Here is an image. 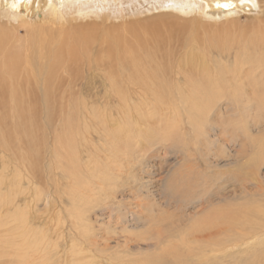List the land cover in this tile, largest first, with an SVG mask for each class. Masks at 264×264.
<instances>
[{"label":"rangeland","instance_id":"374dc122","mask_svg":"<svg viewBox=\"0 0 264 264\" xmlns=\"http://www.w3.org/2000/svg\"><path fill=\"white\" fill-rule=\"evenodd\" d=\"M247 3L232 7V16L218 21L229 22L206 28L207 32L200 31L205 36L206 47L211 44L221 50L213 54L216 51L212 49L208 55V59L216 60L212 63L215 70L225 67L215 73L218 86L224 83L222 87H225L219 92L220 88L211 84V80L206 85L202 83L203 73L195 70L189 82L173 76L172 71L169 80H159L157 85L147 82L134 88L122 83L123 87L115 91L113 87H100L102 81L96 78L98 84L87 86L86 66L90 64L86 61L84 68H80L82 80L73 83L69 79L70 71L61 69L54 72L57 78L49 85L44 77L43 87L33 75L35 69L24 66L30 58L34 67V57L41 48L38 43L34 48L36 53L27 48L29 56L24 57L21 67L26 71L17 74L18 80L8 78L6 84H0V264L24 261L28 264H255L260 261L264 238L258 244L249 235L243 240L246 230L233 226L234 222L243 220L238 219L240 215H246L247 228L251 220L261 217L256 213L264 211V75L261 76L264 15L260 4L253 0ZM159 10L125 18L128 22H138L150 16L172 14L187 22L193 19L188 13L176 14L162 7ZM176 20H156L163 27L169 23L159 30L163 31V37L169 36V43H165L168 45L147 39L153 47L165 46L167 52L174 49L178 56L164 64L170 69V63L182 60L194 50L192 46L180 47L181 36L176 39L173 31L178 33L177 29L183 25ZM208 21L215 22L208 19L203 23L209 25ZM138 26L150 24L142 22L135 27ZM6 28L4 31L11 32L12 38L18 37L20 43L15 44H21L19 52L25 50L27 40L40 37L37 27ZM48 29L46 26L45 30ZM122 29L117 27L115 32L119 34ZM48 34L41 33L46 39L41 55L49 52ZM139 35L152 34L140 31ZM4 45L9 46L4 43L0 47ZM106 47L100 48L104 52ZM201 48L205 49L202 45ZM233 48L240 52L233 55ZM14 49L11 51L15 54ZM223 49L226 54L222 53ZM197 50L196 46V53ZM106 58L102 55L95 59L100 70L107 68H102V62H111ZM234 62L243 66L236 67L242 69L240 74L237 71L240 80L246 71L252 70L241 83L234 79ZM215 105L219 107L217 110ZM204 113L211 115L203 118ZM150 126L158 135L153 134ZM143 137L149 141L156 139L147 153L140 150ZM129 142L134 147L132 158L126 155ZM111 147H115L111 155L116 154L120 161L114 163L106 157ZM104 167L109 169L107 180L101 178V172L106 173ZM216 217L218 226L228 232L218 236L220 240L209 241L204 237L199 240L201 232L206 230L203 229L210 226L208 222Z\"/></svg>","mask_w":264,"mask_h":264},{"label":"bare ground","instance_id":"6f19581e","mask_svg":"<svg viewBox=\"0 0 264 264\" xmlns=\"http://www.w3.org/2000/svg\"><path fill=\"white\" fill-rule=\"evenodd\" d=\"M253 1L257 2L258 4H260L262 6L261 12L264 15V0H253ZM224 4H229L230 6L227 8L222 7L221 5H224ZM246 4H248L247 0H28V2L23 3V5L21 6L20 4L16 3V0H0V46L3 45L4 43H6L7 45L9 44V46H7V48H5V45L0 47V82H1L0 84H2V85H4V83L6 84L5 80H7L8 78H10L11 81L18 80L17 74L24 72L23 70H25L21 67H23V65H24L22 63V61L24 60V57H26V55L29 56L28 49L30 50V52L34 51L35 50L34 48L35 47L37 48V43H38L41 50H43L42 49L43 43L46 39H44L41 36V33L45 31L46 34H47V32H49V34L47 36L49 39L51 38L49 40V41H51V44L47 48V50L49 52L51 51V53H49V52L46 53V51H45L44 52L45 54L41 55L42 51L39 50L38 56L36 55L37 57H34V61H33L35 63L34 67H32V65H31L30 58L28 60L26 59V65L27 66L24 65L25 67H28V69H29V67H30V69H33V68L35 69L33 75H35V78L39 81V85H41V86L45 85V82H46V85H49L51 80H55L57 78V75H55L54 72L55 71L59 72L61 69L68 70L66 72L70 71L71 74L69 76V79L73 80V83H74V80H79V79L82 80L83 78L80 75V68H84V65H86V63L85 64H83V63L86 61L87 64L88 63L90 64V66H86L88 68L87 70L89 73L88 74V82L89 83L86 84L87 86L93 85V84H98L99 81L97 83L96 78L97 79L99 78L102 81L99 84V85H102L100 87H106V86H109L110 88L113 87L115 91H118V88L120 89V86L123 85L122 83H124L125 86H131L134 88H136V86H139V84H141L140 86L142 87L143 84L147 83V82H149V83L152 82L153 84L157 85V81H159V80H161V81L162 80H169V72L171 73L172 71H174V73H175L173 76L178 75V76H181L182 78H184V81H186V80L188 81V78H189V81H192L193 78H191V77L195 76L192 71L195 70L197 73H200V72L203 73V74H200L201 75L200 81L202 83H204L206 85L208 80H211V82H212L211 84L215 83L214 85H217L216 87L220 88V89H218V92H219L223 88L222 86L224 83L220 84V86H218L217 78H215V73L219 69L221 71L224 70L225 67H221V68L215 70L212 67V63L216 60H213L212 58L210 59V57L208 59V55H211L210 52L212 51V49L214 51H216L213 54H217V52L221 53V50H219V48H217L215 46H212L211 44L207 45V47H206L205 36H202L200 31L202 30L201 32H207L208 28H212V27L214 28V26L216 27L219 24L229 22V21H225V22L218 23L219 20H221V19L227 20L228 18H230L232 16V12H231L232 7H234L236 5L242 6V5H246ZM161 7H162V9H164V11H171L172 13L176 12V14L177 13L183 14V15L191 14V15H193V17H192L193 19L192 20L186 19V20H188V22H187L181 18H177L175 15H172V14H161V15L159 14L160 16H158L156 18H152L151 16L149 18H146V19L143 18L142 20L139 18L140 20L138 22L126 21L127 18H125V17H127V16L139 17V16H141V12L148 13L147 11H149L151 14V13L160 11L159 9H161ZM156 9H158V10H156ZM236 11L238 12L239 10L237 9ZM186 13H188V14H186ZM160 18L161 19L162 18L163 19L168 18L171 20L177 19L176 21H179L180 24L183 26L177 29V31L180 30L178 33H176V31H173V33H174V35H176V39L177 38L179 39L181 36L183 43L180 44V45H182L180 47L192 46L194 48V50L191 51L188 55H186V57H183L182 60L177 59V60H174L173 63H170V66H172V69H170L168 66H166L164 64L175 59V57H177L178 55L175 54L174 49L170 50L168 52H167V50H165V46L168 45L165 43H169V40H168L169 36L163 37L164 36L163 31H159V30L160 29L164 30V27H166V25H168L169 23L164 24V27L161 26L160 23H158L159 21H156ZM208 19L215 20L214 24L210 23L211 21H208L210 23L209 25H206L205 23H203V21H206ZM124 21H126V22H124ZM121 22H124V23L120 24ZM142 22L143 23L146 22L147 24H150V26L135 27L137 24L142 23ZM55 24L58 25L57 28H55V27L53 28V25H55ZM46 26H48V28H49L48 30H45ZM6 27L12 28L15 30L18 27H24V28H29V27H35L36 28L37 27L38 29L37 28L36 29L38 30L40 37L33 39V40H32V38H30V40H27V42H25L24 39H23L24 41L21 40L22 39L21 38L20 40L26 43L25 44L26 47H24L25 50L23 52H21V51L19 52L21 44L20 45L15 44L16 42H19L18 37L14 36V38H12L11 32L4 31V29L7 30ZM117 27L123 28L121 31H119V34H117L115 32L116 31L115 28H117ZM53 30H57V32H53ZM127 31H128L127 34H125L124 36H121L122 34H124ZM140 31H143V32L148 31L152 35L150 37H148V36L141 37L139 35ZM53 35H54V38L52 40ZM234 35H236V34H234ZM11 39H13L12 42H10ZM147 39L155 40L156 44H161V45L165 44V46H164V48L157 47V46L153 47V45L150 42H148ZM241 42H242V40H241ZM189 44H191V45H189ZM103 45H107L106 50L104 52L100 48ZM195 45L198 48L197 53H196V46ZM201 45L204 46L205 49H202ZM235 45H236V42H235ZM242 45H244V44H242ZM263 45H264V43H263ZM46 47H45V49H46ZM251 47H252V45H251ZM13 48H15L14 52L16 51L17 53H15V54L12 53L11 49H13ZM141 48H142V50H141ZM224 50H226V49H223L222 53L224 52V54H226V52ZM244 50H243V52L245 53ZM233 52H234L233 55H236L240 52V49H237V48L234 49L233 48ZM46 55H49V57ZM102 55L107 57L106 59L111 61V62L110 63H104L101 60V62L103 64L102 68L104 66H106L107 68H103V70H100L101 68L98 66L97 60H95V59H99V56H102ZM227 55H228V53H227ZM197 56H199L198 59L196 58ZM160 59H163V60L161 61ZM159 60L161 62H159ZM190 66L192 67V69ZM236 67L243 68L241 62H234V69H233L234 74H236L234 77L235 81L237 83H241L245 79V77L249 73H251L250 71H252V70L246 71V75H244L242 77V79L240 80V76L237 75V71L239 72L238 74H240L241 73L240 70H242V69L237 70ZM208 70H210L211 72L205 74V72ZM256 70L257 69L253 70V73L256 72ZM211 75L213 77H211ZM263 75H264V72H263V74H261V76H263ZM156 76H158L159 79H157ZM44 77H45V82H44ZM252 77L254 78V75H252ZM224 80H231V79L225 78ZM81 82H83V81H81ZM178 82H179V79H177V83ZM152 83L150 85H153ZM185 83L186 82H184V84ZM2 85H1V87H2ZM82 85H83V83H82ZM146 86H148V84ZM211 87H213V86H211ZM137 89L139 91L138 87H137ZM135 91H137V90H135ZM40 92L43 93V90L40 89ZM116 95L117 94H115V96ZM208 95L211 96L210 94H208ZM123 96L124 95L120 96V100H122V102L124 100ZM210 101H213V100L210 99ZM215 103H216V101H215ZM169 104H170V102H169ZM214 108L217 110L219 107L215 105ZM196 109H197V107H196ZM206 114H208V113H206ZM206 114L203 115L204 116L203 118H205ZM207 119H209V118L207 117ZM163 125H165V123H163ZM150 128L152 129L153 127L150 126L149 129ZM25 130H27V129H25ZM151 131H153V129ZM99 132H101V131H99ZM139 132H140V130H139ZM138 134H140V133H138ZM153 134L158 135V132L155 131V129H154ZM142 135H143V133H142ZM116 139L118 142L120 141L119 136L116 137ZM142 140L143 141L140 143L141 144L140 150H143L146 153L151 150L152 145H154L153 143L156 142V141H154V140H156L155 138L152 141H149L148 137L147 138L143 137ZM111 143H113V142H111ZM129 143L131 145V142H129ZM113 148H115V147H111V152L109 154H107L106 157L110 158L111 162L114 161V163H115V162H118L120 160H119V156L117 157L116 154H115L116 156L111 155V153L113 152V150H112ZM126 148H127V150H126L127 154L126 155L129 158H132L134 155V150H133L134 147L132 145L131 146L127 145ZM122 152L123 151L120 150V153H122ZM150 154L152 155L153 152ZM94 167L99 168V167H97L96 164ZM114 167L116 168L117 166L114 165ZM105 169H106V173L104 174V172L102 171L101 174H103V175L101 176V178H104L107 180L109 177V175H107V171H109V169L108 168H105ZM148 169H150V168H148ZM114 170L117 171L118 168L114 169ZM146 171H148V170H146ZM94 172H95V170H94ZM96 173H98V175H99L98 171H96ZM117 174H118V172H117ZM149 176L151 177V173ZM27 177H28V175H27ZM104 182H105V180H104ZM148 183H150V182H148ZM211 215H213V214H211ZM238 215L239 214H237L236 216H238ZM248 215H250V214H248ZM252 215H253V213H252ZM217 216H218V214H217ZM245 216L240 215L238 219H240V218H241V220L243 219L242 220L243 222L242 221H241L242 223L238 222V221L234 222L233 224H235V225H233V226L238 228V230H239V227H240V230H246L245 232H243L246 236L244 234L242 235L243 240H244V237L248 238V235H249V238L251 237L252 240L253 239L257 240V244H258L259 241L262 238H264V211L257 212L256 216H261V217L259 219H257L256 221L251 220L250 225L247 228H245L247 226V225L245 226V223L248 222V220ZM236 219H237V217H236ZM218 223H219L218 217L209 221L208 225H210V226L208 228L203 229V230H205V229L206 230L201 232L202 236L200 235L198 237V239L201 240L200 238L204 237L206 240L215 241V240L220 238V237L218 238V236H221L222 234L227 233L228 231L226 229L225 230L222 229V227H219ZM231 224H232V222H231ZM222 230H224V231H222ZM250 235H252V236H250ZM238 239L239 240H237V241L239 243L240 238H238ZM208 243H210V242H208ZM241 244L244 245V241H243V243L241 242ZM253 244H256V243H253ZM243 245H241V246H243ZM100 247H101V245H100ZM105 247H107V245H105ZM30 250H31V248H30ZM39 252H41V251H39ZM24 254H25V252H24ZM259 258H260V261L257 260V262L255 264H264V253H262V255ZM28 262H31V261L28 260ZM9 264H12V262ZM16 264H18V262ZM23 264H28V263H26L24 261Z\"/></svg>","mask_w":264,"mask_h":264},{"label":"snow or ice","instance_id":"6c2138e0","mask_svg":"<svg viewBox=\"0 0 264 264\" xmlns=\"http://www.w3.org/2000/svg\"><path fill=\"white\" fill-rule=\"evenodd\" d=\"M25 2H28V0H16V3L20 4L21 6L23 5V3ZM222 7H229L230 5L229 4H224V5H221Z\"/></svg>","mask_w":264,"mask_h":264}]
</instances>
